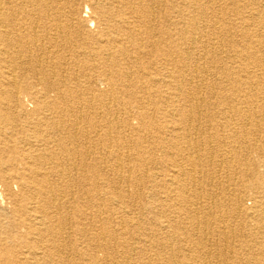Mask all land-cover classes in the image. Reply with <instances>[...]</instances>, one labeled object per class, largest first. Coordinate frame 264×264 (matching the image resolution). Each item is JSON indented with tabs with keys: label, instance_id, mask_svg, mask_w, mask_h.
<instances>
[{
	"label": "bare ground",
	"instance_id": "6f19581e",
	"mask_svg": "<svg viewBox=\"0 0 264 264\" xmlns=\"http://www.w3.org/2000/svg\"><path fill=\"white\" fill-rule=\"evenodd\" d=\"M80 1L0 0V185L23 218L1 229L14 243L0 239V264H164V213L179 217V203L198 207L210 188L202 176L218 156L229 171L249 174L243 191L255 193L256 207L242 211V191L233 192L230 204L207 202L192 221L204 225L214 209L238 214L250 229L236 230L251 239L239 246L264 254V172L237 149V164L227 160L229 146L221 145L231 137L221 131L230 119L264 109L259 1L246 13L238 5L212 10L216 0H182L164 16V0H94L85 18ZM215 105L221 110L209 109ZM164 116L174 139L164 137ZM147 162L174 170L165 199L164 172ZM135 209L141 219L134 221ZM170 222L169 230L179 228Z\"/></svg>",
	"mask_w": 264,
	"mask_h": 264
},
{
	"label": "rangeland",
	"instance_id": "374dc122",
	"mask_svg": "<svg viewBox=\"0 0 264 264\" xmlns=\"http://www.w3.org/2000/svg\"><path fill=\"white\" fill-rule=\"evenodd\" d=\"M179 1L181 2L182 0H164V9H163L164 16L165 14L167 15L169 14L168 10H170V15H172L173 12L171 10L174 9H172L171 3H173L174 5H178ZM252 1L253 0H216V3L213 5L212 10H223V8L225 10H234V8L238 5L241 6V9L245 10V12L247 13V10H250L251 9L250 7H253L248 2L251 3ZM258 1L259 4L256 6L261 7L260 10H264V0H258ZM80 2H81L80 3L81 10L84 11L83 16L87 14V10H92L90 6L92 2L93 4L94 3L97 4V1L95 2L94 0H83ZM190 10L193 9L190 8ZM77 18L78 17L74 15L71 17V19L74 21H76ZM83 18H85V16ZM234 18L235 17L233 16V19ZM233 19L231 16V21ZM261 33L264 35V29L261 31ZM222 51L225 50L220 49L218 51L219 53L218 57L225 58L227 53H222ZM258 54L264 57V48H261ZM144 59L148 60L145 56ZM203 65L206 66L207 64L203 63ZM153 67H158V66L155 65ZM159 71L160 73L163 72L161 71L160 68ZM165 71H166V65L164 64V73ZM216 77L217 76H213L212 79H215ZM256 79H257L256 76L252 77L251 79L252 81L251 87H253L254 89H256L257 87ZM0 80L6 82L5 74L3 72L0 73ZM1 81L0 84H3ZM194 81L201 83L202 88L205 87V85H203L202 82L197 80ZM219 81L220 79L216 80V82ZM262 84L264 85V78H262ZM200 95L201 96L206 95L205 88H203L202 93ZM5 102H6L5 99H1L0 101L2 105L5 104ZM24 103L33 105V103L29 100V95L25 96ZM29 108L32 109V107ZM209 109H211L213 112H216L217 110H221V108L216 107V105L212 108L209 107ZM253 111H254L252 112L253 116L250 119L245 120L244 118L241 119L235 117L230 119L229 124L227 125H224L225 124L224 119L220 120V123L226 127L225 128L222 125L223 126L221 129V131L223 130L222 132L227 133V130L234 131V132L230 131L231 137L225 138L221 142V145L226 144L225 145L226 147L229 146L227 149H229L228 153L230 154H228V157H226L227 160L237 164L234 159V155H235L234 151L235 149H237L239 150L238 154L239 153L242 154L241 156L242 161L245 160L247 163L250 164H254L255 162L259 163L258 170L263 173L264 172V109L253 108ZM160 119L163 120L161 122L164 121L166 122V123L164 122V131H165L164 137L166 139H174V136L170 128V126L172 125V122L170 120H172V118H170V116L169 117L164 116L163 118L161 117ZM233 134H236L237 136L234 137ZM149 141H152V138ZM216 141L217 140L213 142V145H215ZM164 152L166 153V151ZM161 153H162L161 151L156 150V152L154 153L156 159H158L159 156H161ZM165 156L166 155L164 154V160H166ZM223 160H224L223 156L220 157L218 156L217 164L215 165V167L214 166L206 167L207 172L205 170L204 173L205 175L203 174L202 178L203 177L205 178L203 181L205 186L207 185L205 189L207 187L210 188H208L207 191L205 190L203 191V194L201 195L202 198L199 196L200 198L198 199L199 204L197 205L198 207L196 209L193 210V208L182 206L181 203H179L177 205H174L175 208H177L174 210L179 209L182 212V214L179 217L173 216L171 213L172 210L170 212L168 211L169 209L167 210L166 213H164V242L166 241L167 244L166 247H164V264H242L240 259H242L243 257H255L258 258L259 260L257 264H264V254H258L259 250L256 249V250H251V252H249L248 249L239 246V244L243 243L244 241L251 240L249 239V237L242 235L246 229H250V227L247 224L250 223V220L249 222L248 220L242 221L241 218L239 219L238 214L235 213L233 215L231 213L223 214L220 211L214 209L215 211L212 212L213 214L211 218L207 219L208 221L204 225L203 224L197 225L192 221L193 216L202 217L203 215H205L206 211H208L207 202L212 203L214 200L223 197L224 204L227 203L230 204L229 198L230 195L233 194V192L239 193L240 191H242L241 197L243 199L241 200L240 203V207L242 211L243 209L246 210L248 209V211L252 212L255 209L256 207L255 193H253V191H247V192L243 191L244 185L251 181L249 174L241 175L237 170L229 171L227 167L222 163ZM145 164L149 166V169L153 168L154 170L152 171H157L158 173H161L162 171L164 172V182H165L164 199H165L167 192L166 187H168L167 184H170L171 182L169 179L171 178V175L174 172V170L172 169V167L167 166L165 163L163 168L159 164L153 162H147ZM141 174L143 173L140 172L138 174L139 178L142 177ZM208 174L210 175V177L212 176L213 178L215 177L216 182H214L213 185H211L210 183L212 181L211 179H209L210 177L208 176ZM198 176H200V174ZM139 178L137 177V179ZM118 184H120V187L124 191H127L129 194L134 192V188L133 185H131V183L124 182L121 180ZM15 188H16V184H13L12 189L16 190ZM209 190H212L211 192L212 194L204 195V193H207ZM3 192H4L3 187L0 185V214L3 213V211L5 210L7 211L6 216H4V218L2 217L1 219L2 228H0V239L2 244L3 243L13 244L14 240L13 238L9 239L7 232H9V229L11 228V224H14L13 225L14 227L15 224H17V222L19 221H22L23 218L20 219L19 213H14L15 210H13L14 208H18L20 210L19 204L17 203L14 206L12 202L10 204V200L4 198ZM143 193H144L143 190H141L140 194L142 195ZM135 195L136 194H132L133 197L131 198L132 200L135 198ZM226 197L229 198L227 199ZM168 203H169L168 201L164 202L165 209L168 208L167 206ZM130 217L134 221L141 219L137 209L132 210L130 212ZM235 217L237 218V221H234L236 220ZM168 221H171L169 225L173 226L176 224L177 226H179V228L172 227V229L169 230L168 228H170V226L168 227L166 226L168 224ZM190 221H192V223ZM195 224L197 225V227ZM240 225L242 226L244 225V227H242L243 232L242 230L241 231L236 230ZM1 229L6 230L7 232H3V230ZM30 239H31V234H30V238L29 235H27L24 238L25 241H30ZM253 239L257 242L262 241L261 238L257 239L256 237H254ZM235 244L237 246H235Z\"/></svg>",
	"mask_w": 264,
	"mask_h": 264
}]
</instances>
